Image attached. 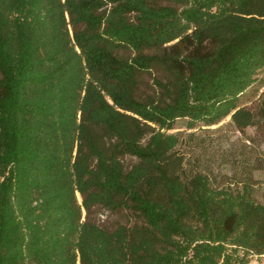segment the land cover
I'll return each instance as SVG.
<instances>
[{
    "label": "trees",
    "instance_id": "trees-1",
    "mask_svg": "<svg viewBox=\"0 0 264 264\" xmlns=\"http://www.w3.org/2000/svg\"><path fill=\"white\" fill-rule=\"evenodd\" d=\"M261 71L264 0H0V264L264 255L262 166L214 171L172 131L228 116L264 131V90L242 104Z\"/></svg>",
    "mask_w": 264,
    "mask_h": 264
},
{
    "label": "rangeland",
    "instance_id": "rangeland-1",
    "mask_svg": "<svg viewBox=\"0 0 264 264\" xmlns=\"http://www.w3.org/2000/svg\"><path fill=\"white\" fill-rule=\"evenodd\" d=\"M259 76L264 77V71H261ZM152 90L151 77L147 74L143 75L140 79L138 93L147 95ZM262 90L264 87L259 88L258 91L256 87L250 89L242 97V104L250 108L255 107ZM172 131H181L184 138V144L181 147L183 151H191L199 158L200 163L212 167L214 171L219 169L222 160L228 162L248 160L252 165L260 164L262 168L253 173L256 180L255 196L258 200L264 199V131L254 126L246 127L241 131L232 123L230 116L216 125L198 126L194 129H186L185 121L178 120ZM189 133L192 135L188 137ZM228 166L223 167L224 171L229 172ZM77 197L80 201V196ZM83 216H85V211H83ZM89 218L107 228H114L121 223L128 225L134 223V218L130 214L123 211L111 212L100 207H93ZM248 264H264V255L252 256Z\"/></svg>",
    "mask_w": 264,
    "mask_h": 264
}]
</instances>
